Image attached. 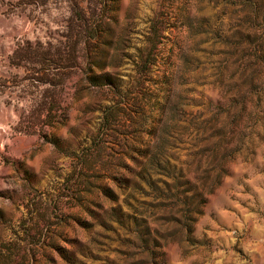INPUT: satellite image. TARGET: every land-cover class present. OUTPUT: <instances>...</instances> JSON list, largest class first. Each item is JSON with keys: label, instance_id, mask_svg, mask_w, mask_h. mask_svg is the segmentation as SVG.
Wrapping results in <instances>:
<instances>
[{"label": "rangeland", "instance_id": "1", "mask_svg": "<svg viewBox=\"0 0 264 264\" xmlns=\"http://www.w3.org/2000/svg\"><path fill=\"white\" fill-rule=\"evenodd\" d=\"M68 12L0 0V264H264V0H113L83 86Z\"/></svg>", "mask_w": 264, "mask_h": 264}, {"label": "trees", "instance_id": "2", "mask_svg": "<svg viewBox=\"0 0 264 264\" xmlns=\"http://www.w3.org/2000/svg\"><path fill=\"white\" fill-rule=\"evenodd\" d=\"M68 5V15L66 16L64 30L62 33V39L60 43L63 45L64 50L57 49L55 52L50 53L45 51L42 58L54 56L55 64L63 62L64 64L71 62L73 65H81L86 63L87 70L85 76L79 81L80 84L94 85L96 76L92 74L91 62L93 59V53L102 35L103 27L106 24V14L108 7L113 0H65ZM26 61L32 59L24 57ZM43 60V59H42ZM40 82H45L47 79H38ZM55 102L58 101V94L55 95ZM115 106H109L105 111V124L99 133L100 139H106L111 136L113 127L116 126V119L114 118V112L112 108ZM111 110V111H110ZM57 112L53 109L47 110V118L54 120L57 116ZM56 120V119H55Z\"/></svg>", "mask_w": 264, "mask_h": 264}]
</instances>
